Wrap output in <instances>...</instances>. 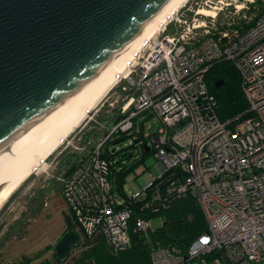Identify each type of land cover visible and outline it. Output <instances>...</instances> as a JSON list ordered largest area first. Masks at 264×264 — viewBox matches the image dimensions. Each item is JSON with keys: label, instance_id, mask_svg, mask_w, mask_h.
Here are the masks:
<instances>
[{"label": "built area", "instance_id": "2783aa9c", "mask_svg": "<svg viewBox=\"0 0 264 264\" xmlns=\"http://www.w3.org/2000/svg\"><path fill=\"white\" fill-rule=\"evenodd\" d=\"M237 1L198 0L191 20L170 19L129 65L121 85L132 91L122 98L125 116L96 143L78 146L84 151L80 162L56 177L80 243L102 237L112 251L124 249L132 232L150 227L145 216H135L134 205L143 213L160 211L167 195H190L204 215L205 231L185 252L153 247L150 264H208L209 255L210 264H264V0L254 17L245 11L256 0ZM222 60L239 72L248 103V115L236 122L218 118L206 82ZM149 117L161 128L150 133ZM139 121L143 147L154 151L159 175L121 197L108 178L102 147L112 133L138 131Z\"/></svg>", "mask_w": 264, "mask_h": 264}, {"label": "water", "instance_id": "95a60500", "mask_svg": "<svg viewBox=\"0 0 264 264\" xmlns=\"http://www.w3.org/2000/svg\"><path fill=\"white\" fill-rule=\"evenodd\" d=\"M166 1L0 0V188L64 128ZM79 243L66 230L56 262Z\"/></svg>", "mask_w": 264, "mask_h": 264}, {"label": "trees", "instance_id": "16d2710c", "mask_svg": "<svg viewBox=\"0 0 264 264\" xmlns=\"http://www.w3.org/2000/svg\"><path fill=\"white\" fill-rule=\"evenodd\" d=\"M258 2V11H260L262 10V0ZM220 79L223 80V84L217 86L216 82ZM206 82L210 92L215 95L216 112L221 121L230 120L236 122L248 115V103L241 89L240 75L232 63L225 60L216 62L209 69L206 75ZM122 94L125 95L127 92L122 91ZM122 103L123 101H119L117 105L108 108V113L99 112L96 117L97 119L95 118L91 124V129L87 130V135L84 133L83 140L91 138L96 143L99 138L107 135L110 127L125 116L120 112ZM103 106L98 111L102 110ZM136 123L139 125L138 131L132 129L128 132L112 133L105 140L101 152L102 157L110 162L107 164L108 178L112 186L122 194H125L122 189L126 182V176L133 172L143 159L140 157V159H135L132 163L127 164L124 159L128 158V155L120 157L114 146L133 137L134 140L131 146H138L143 149L142 156L153 155L154 153L153 150L148 153L145 151L143 143L146 139L143 134V124L142 121ZM138 140H142V143L139 144ZM67 158L68 162L64 161V163H68L67 168L64 170V176L77 166L81 157L76 153L72 159L70 157ZM167 174L165 173L163 176ZM57 183V189L62 194L63 184L61 182ZM167 196L166 206L160 211H153L151 209V211L147 210L143 213L137 205H134L135 216L143 215L149 220L154 217L163 216L164 223L162 226L155 229L149 227L145 231L132 232L131 245L119 251H112L102 237L93 241H82L76 248L72 249L74 252L81 246L85 247L73 259L72 264H150V251L153 247L157 246H175L185 252L190 243L205 231V218L194 197L190 195L180 197H175L174 195ZM33 199L29 202L30 210L35 206L39 207L41 205V196H35ZM155 203L153 202L152 206ZM65 221L66 230L72 229L75 232L77 231V225L69 210L65 215ZM86 243L91 245L86 247ZM211 256L204 257L208 264H210ZM32 260L30 257H25L20 262L10 264H34Z\"/></svg>", "mask_w": 264, "mask_h": 264}, {"label": "rangeland", "instance_id": "374dc122", "mask_svg": "<svg viewBox=\"0 0 264 264\" xmlns=\"http://www.w3.org/2000/svg\"><path fill=\"white\" fill-rule=\"evenodd\" d=\"M196 1L198 0H189L177 11L172 20L175 21L177 17L182 20L185 18L191 20L193 15L190 9L193 7L195 10L198 7ZM258 1L252 3L245 13L247 12L248 15L254 17L257 14ZM232 3L237 5L241 1L232 0ZM159 33H162V27L157 32L158 35ZM119 81L112 89L113 91H110V94L99 103L98 107H100H96L88 114L87 119L85 118L83 123L69 135L70 137L65 139V142L59 146L60 148L58 147L38 171L33 175L31 174L32 176L27 179L28 181L26 180L19 187L20 190L18 189L16 194L14 193L0 208V264L20 262L25 257L32 258L34 264L45 263L47 260L53 264H58L54 261L52 253L56 242L66 231L65 215L68 213V208L61 191L57 189V182H63L57 180L56 177L62 175L67 168L68 163H64V161L68 162L67 157L72 159L78 153L82 159L84 151L77 149L78 146L81 147L82 145L83 147L88 140L95 143L91 138L83 140V135L84 133L87 135V130L91 129V124L99 112L108 113V108L117 105L124 96L132 94V91L130 93L125 91L127 94L123 95L121 85L125 83V79ZM102 106L104 108L98 111ZM147 121L152 124L149 128L150 133L157 131L162 126L158 122L155 123L152 117L147 118ZM133 140L134 138L131 137L114 146L120 157L128 155V158L124 159L127 164L132 163L135 159H140V157L143 159L140 165L126 176V182L122 189L126 193L139 190L140 187L149 182L151 174L159 175L156 157L154 155L142 156L144 150L138 146H131ZM114 192L122 197V194L118 193L115 187ZM35 196H41V205L30 210L29 202L31 199L34 200ZM163 223V216L154 217L149 221L151 229L158 228ZM90 245L89 243L85 244L86 247ZM82 248L85 247L81 246L74 252L72 250L59 264H72L73 259L79 255Z\"/></svg>", "mask_w": 264, "mask_h": 264}, {"label": "bare ground", "instance_id": "6f19581e", "mask_svg": "<svg viewBox=\"0 0 264 264\" xmlns=\"http://www.w3.org/2000/svg\"><path fill=\"white\" fill-rule=\"evenodd\" d=\"M188 1L189 0H167L160 10L143 25L135 37L120 49L112 68L87 100L71 115L64 128L27 166L1 184L3 186L0 188V208L11 198L19 187L33 175V173L38 171L47 158L53 155L58 147L65 142V139L83 123L88 114L98 107L99 103L110 94V91H113L112 89L118 81L128 76L129 65L135 60L139 52L142 51L143 46L157 34L161 27L163 28V26L173 18L177 11ZM199 13L210 15L211 12L206 9H201ZM124 75L125 77H123Z\"/></svg>", "mask_w": 264, "mask_h": 264}, {"label": "flooded vegetation", "instance_id": "af4514ba", "mask_svg": "<svg viewBox=\"0 0 264 264\" xmlns=\"http://www.w3.org/2000/svg\"><path fill=\"white\" fill-rule=\"evenodd\" d=\"M54 253V252H53ZM53 253H52V257H53V259H54V261L56 262V258L53 256ZM44 262H42V263H40V264H43ZM45 263H47V264H53V263H51V261L49 260H47V261H45ZM57 263V262H56ZM59 264V263H58Z\"/></svg>", "mask_w": 264, "mask_h": 264}]
</instances>
